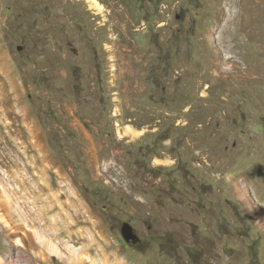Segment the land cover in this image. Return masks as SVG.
<instances>
[{
	"label": "rangeland",
	"instance_id": "374dc122",
	"mask_svg": "<svg viewBox=\"0 0 264 264\" xmlns=\"http://www.w3.org/2000/svg\"><path fill=\"white\" fill-rule=\"evenodd\" d=\"M0 264H264V0H0Z\"/></svg>",
	"mask_w": 264,
	"mask_h": 264
},
{
	"label": "water",
	"instance_id": "95a60500",
	"mask_svg": "<svg viewBox=\"0 0 264 264\" xmlns=\"http://www.w3.org/2000/svg\"><path fill=\"white\" fill-rule=\"evenodd\" d=\"M121 236L126 243L136 244L139 242L138 237L133 232L129 223H123L121 226Z\"/></svg>",
	"mask_w": 264,
	"mask_h": 264
},
{
	"label": "bare ground",
	"instance_id": "6f19581e",
	"mask_svg": "<svg viewBox=\"0 0 264 264\" xmlns=\"http://www.w3.org/2000/svg\"><path fill=\"white\" fill-rule=\"evenodd\" d=\"M248 18H249V17H248ZM228 20H229V19H228ZM226 21H227V20H226ZM226 21H225V25L227 24ZM230 21H231V20H230ZM228 22H229V21H228ZM229 23H230V22H229ZM227 25H228V24H227ZM224 29H225V28H224ZM238 30H239V29H238ZM233 33H234V32H233ZM246 33H247V32H246ZM248 33H249V32H248ZM230 34H231V32H230ZM237 34H238V33H237ZM237 34H236V35H237ZM232 35H234V34H232ZM247 35H248V34H247ZM229 39H230V38H229ZM235 39H236V36H233V37L230 39V41L233 42V41H235ZM236 40H237V39H236ZM244 42H245V41H244ZM234 46H235V45H234ZM226 47H227V46H226ZM230 48H231V47H230Z\"/></svg>",
	"mask_w": 264,
	"mask_h": 264
}]
</instances>
